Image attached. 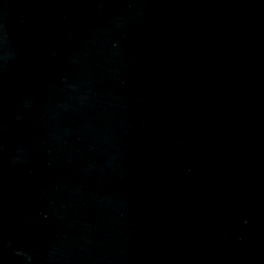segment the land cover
Segmentation results:
<instances>
[{
    "label": "water",
    "instance_id": "obj_1",
    "mask_svg": "<svg viewBox=\"0 0 264 264\" xmlns=\"http://www.w3.org/2000/svg\"><path fill=\"white\" fill-rule=\"evenodd\" d=\"M0 264H264V0H0Z\"/></svg>",
    "mask_w": 264,
    "mask_h": 264
}]
</instances>
